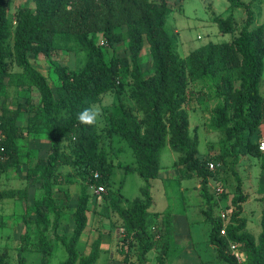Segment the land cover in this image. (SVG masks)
<instances>
[{
  "label": "trees",
  "instance_id": "16d2710c",
  "mask_svg": "<svg viewBox=\"0 0 264 264\" xmlns=\"http://www.w3.org/2000/svg\"><path fill=\"white\" fill-rule=\"evenodd\" d=\"M229 0L233 7H243L247 19L239 33L226 42H210L192 50L185 58L175 51L174 42L166 30L168 15L174 10L167 0H33L35 6H26L17 13L13 43L9 44L11 22L9 0H0V104L6 85L35 87L40 101L21 111H29L26 128L17 124L18 113L0 114V130L6 158L0 160V179L10 157L18 154L17 139L30 133L46 131L51 148L40 179L44 190L42 199L35 200L34 218L24 213L26 231L21 235L19 264H26L24 252L31 249L30 222L36 225L34 248L41 254V264H51L54 249L49 233L64 245L67 258L61 264H95L106 248L103 232L88 243V250L80 245L89 224L90 212H112L121 218V235L118 251L126 264H148L147 254L157 251L156 264H167L173 243V217L170 212L150 211L153 196L151 179L157 178L161 168L160 152L169 135L171 147L180 156L176 161L181 178L198 177L209 208L205 210L212 224L210 241L216 245L218 256L228 264H238L229 251V241L239 243L247 255L246 264H264V210L263 229L259 236L247 231V220L242 216L243 203L248 195L243 192L242 181L236 165L245 155L263 157L258 134L264 123V96L260 83L264 71V26L251 28L254 19L253 3ZM222 32L235 31L233 14L214 17ZM100 37L105 44H100ZM126 41L129 54L120 56L117 44ZM146 41L152 55V73L144 72L141 57ZM57 42L70 48L71 43L87 52V60L79 70L56 66L58 83L51 86L48 77L33 65L30 52L50 56ZM113 49L107 57L105 46ZM9 58L22 69L10 70ZM133 105L123 102L122 93L127 84ZM211 77L216 81V95L222 99L213 108L211 124L223 133L222 152L208 157L199 155V136L190 131L189 113L185 104L192 98L188 85ZM117 92L122 108L120 113H110L107 133L125 138L136 155V165L123 164L126 171L136 169L146 180L141 195L124 204L121 193L113 190L114 164L108 150L101 146L102 132L99 124L81 125L77 114L84 108L102 102L104 95ZM228 158H231L228 160ZM215 168L211 169L209 163ZM82 166L88 174L73 211L74 228L71 235L60 233L62 206L55 197V187L65 193L63 166ZM264 167V163H263ZM225 170H232L237 184L231 204L222 208L229 212L227 234H221L224 225L220 215L214 216L213 194L209 181L218 178ZM34 171V170H33ZM98 174V175H96ZM103 185L104 192H92V186ZM26 192V191H25ZM21 197L20 190L0 189L3 197ZM227 194L223 193L222 198ZM218 203V200L215 202ZM46 206L53 219L43 209ZM161 217V219H160ZM155 219V220H154ZM156 221L157 230H153ZM137 247L136 260L131 259V249ZM8 252L0 251V264H6Z\"/></svg>",
  "mask_w": 264,
  "mask_h": 264
},
{
  "label": "rangeland",
  "instance_id": "374dc122",
  "mask_svg": "<svg viewBox=\"0 0 264 264\" xmlns=\"http://www.w3.org/2000/svg\"><path fill=\"white\" fill-rule=\"evenodd\" d=\"M174 8L168 15L166 21V30L170 34L176 53L180 58H185L192 50L210 42L220 43L231 41L245 24L247 17L246 9L243 7H233L229 0H167ZM9 17L11 22V36L9 44L13 43V34L17 22L18 11L26 6L34 7L33 0H9ZM258 6H254L256 9ZM256 11V10H255ZM230 14L235 18V31L230 33L222 32L214 17H227ZM258 18L251 26L258 27ZM104 41L102 37L99 39ZM68 48L63 42H57L50 56L43 53L30 52L31 62L35 67L41 70L49 79L51 86L55 87L58 83V73L56 66H68L72 70H79L87 60V52L78 49L73 43ZM105 51L107 57L113 54V49L107 45ZM117 53L120 56L129 54L127 42L122 41L117 44ZM10 70L21 71L22 69L15 63L13 58L8 59ZM141 63L146 74L152 73V55L149 44L146 41L142 51ZM129 77L124 76L127 84L122 93L123 102L127 105H133V99L130 96L128 88ZM217 84L211 77L203 80H197L189 83L188 93L192 100L185 104V109L189 113L190 131L199 136V155L203 158L210 157L222 152L223 133L211 124V117L214 106L222 101L216 95ZM30 99L33 104L40 101L39 91L33 87L28 89L24 86L6 85L2 92V103L0 111L8 110V114L18 113L17 124L26 128L29 111H21L22 106H27V100ZM102 109V117L99 123L102 132L101 146L109 152V160L114 164L112 181L113 190L121 193L124 198V204L128 205V200H132L141 195V187L146 184V180L136 169L125 170L123 164L136 165V155L130 143L118 135L110 136L107 133L109 125V114L122 112L119 95L117 92H109L104 95L102 102L95 104ZM29 107V106H27ZM264 136V123L260 126L258 141ZM18 154L10 157L6 163L5 170L0 179V189L3 191L17 189L20 190L21 197H3L0 200V251L8 252L6 264H19V246L21 244V235L26 231V224L22 218L26 213L31 220L34 218L35 200L42 199L44 190L40 179L41 169L46 164V158L51 148V139L46 131L30 133L25 130L24 135L17 139ZM180 154L175 151L169 143V135L166 143L160 152V164L165 170L166 177H157L151 179L152 191V210L153 218H156L158 212L169 211L176 216L189 217L192 235L195 242V250L203 259H211V247L206 243V229L210 224L205 222L201 224L198 220H208L205 210L209 208L207 198L203 195L201 180L198 177L181 178L179 166L176 164ZM231 158H228L230 160ZM264 159L253 155H245L240 158L236 169L241 176L243 192L248 195L247 201L243 204V217L247 219V231L255 236H259L263 229L262 215L264 210ZM34 170V171H33ZM61 171L64 174V183L62 186L70 192V199L67 200L65 193L55 187V197L62 206V218L60 233L71 235L75 226L73 220V211L77 205L78 196L83 186L88 182V174L85 169L71 165L63 166ZM237 180L232 170L223 171L218 178H212L209 181V192L213 194L212 203H214V216L218 218L220 212L225 210L222 204L231 203L235 193ZM218 187L222 191H218ZM96 192L95 186L90 188ZM26 191V192H25ZM106 191V188H105ZM104 191V192H105ZM223 193L227 196L221 197ZM218 200V203H215ZM43 209L48 213L51 219L53 214L46 206ZM201 209L199 214L198 210ZM155 210V211H153ZM227 211V210H225ZM155 220V219H154ZM121 218L117 213L112 212L109 216L107 212H90V224L83 236L80 245L81 250H88V243H91L99 234L104 233L106 248L95 264H126L123 261V255L118 251V239L121 235ZM176 228L182 229V221H176ZM156 221L153 223V230L158 228ZM36 225L34 221L30 222V239L33 246L30 250L24 252L27 257L26 264H41V254L34 248L36 237ZM50 241L54 247L51 255V264H61L67 258V251L61 242H59L52 231L49 233ZM172 246L171 258L180 252L176 243ZM137 247L131 249V259L136 260ZM148 264H156V251L150 250L147 254ZM206 264H210L205 262ZM185 264H204L200 259L195 261L188 260Z\"/></svg>",
  "mask_w": 264,
  "mask_h": 264
},
{
  "label": "crops",
  "instance_id": "0c3cea01",
  "mask_svg": "<svg viewBox=\"0 0 264 264\" xmlns=\"http://www.w3.org/2000/svg\"><path fill=\"white\" fill-rule=\"evenodd\" d=\"M244 1L245 2H251L253 0H244ZM254 6H258V7L255 9ZM252 9L254 12L253 23L258 18V16L256 15V12H257L260 16V19H258V27L261 25L264 26V0L255 1V3H253V5H252ZM246 13H247V11H246ZM246 19H247V17H246ZM246 19H245V22H246ZM253 23H252V25H253ZM260 91H261V94L264 96V71H263L262 80L260 83ZM158 177H166L165 170H163L162 167L160 168ZM150 211L152 212V210H150ZM153 211H155V210H153ZM155 212H158L161 215H163L164 213L169 212V211H155ZM198 212L200 214L201 209L198 210ZM242 214H243V211H242ZM172 217H173V243H172V246L174 245V242L176 240H178L176 243V247H178V250L180 252L175 256V258H171V254H172V249H171L167 264H185L186 261H188V260L195 261V259H200V262L201 263L203 262L204 264H206L205 262H208L210 264H228L227 262L220 259V257L218 256V250H217L216 245H214L210 241L212 224L209 220H205V219L198 220L201 224H204L205 222L206 223L208 222L210 224V227H208L206 229V232H207V235H206V242L207 243L206 244L209 247H211L210 249L212 252V256H211V259H203L202 256L197 254V252L195 250V242H194V238L192 235L191 224H190V220H189L188 215L184 217L183 215L182 216H176V215L172 214ZM262 217H263V215H262ZM160 219H161V217H160ZM177 220L182 221V226L184 227V229H182L181 226L179 228H176V224H177L176 221ZM246 229H247V226H246ZM105 245H106V243H105ZM156 255H157V251H156Z\"/></svg>",
  "mask_w": 264,
  "mask_h": 264
},
{
  "label": "built area",
  "instance_id": "2783aa9c",
  "mask_svg": "<svg viewBox=\"0 0 264 264\" xmlns=\"http://www.w3.org/2000/svg\"><path fill=\"white\" fill-rule=\"evenodd\" d=\"M101 44H105V41H101ZM0 114H1V111H0ZM3 139H4V135H3V132L0 130V160H3L7 157L6 156V147L3 144ZM258 143H259V148L262 151H264V136H262L259 139ZM209 166L211 169L215 168V164L213 162H210ZM96 175H98V174H96ZM95 188H96V192H98V193L105 191V187L103 185H100V186L95 187ZM217 189H218V191H222L221 187H218ZM220 217L224 222V225L221 229V234L226 235L227 234V225L230 222L229 212L222 210L220 212ZM240 246L241 245L237 242L229 241V251L232 255L235 256L237 263L238 264H246L247 255H246L245 251L241 249Z\"/></svg>",
  "mask_w": 264,
  "mask_h": 264
},
{
  "label": "clouds",
  "instance_id": "9594fccd",
  "mask_svg": "<svg viewBox=\"0 0 264 264\" xmlns=\"http://www.w3.org/2000/svg\"><path fill=\"white\" fill-rule=\"evenodd\" d=\"M102 117V109L99 106H89L77 114V120L81 125L89 127L97 126Z\"/></svg>",
  "mask_w": 264,
  "mask_h": 264
}]
</instances>
